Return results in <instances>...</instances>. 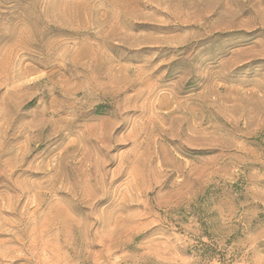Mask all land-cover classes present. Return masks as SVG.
<instances>
[{
    "label": "rangeland",
    "instance_id": "1",
    "mask_svg": "<svg viewBox=\"0 0 264 264\" xmlns=\"http://www.w3.org/2000/svg\"><path fill=\"white\" fill-rule=\"evenodd\" d=\"M0 264H264V0H0Z\"/></svg>",
    "mask_w": 264,
    "mask_h": 264
}]
</instances>
